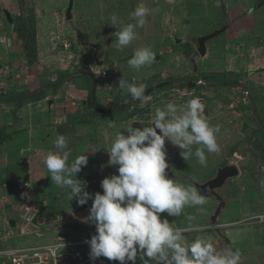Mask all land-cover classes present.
I'll return each instance as SVG.
<instances>
[{
  "label": "rangeland",
  "instance_id": "obj_1",
  "mask_svg": "<svg viewBox=\"0 0 264 264\" xmlns=\"http://www.w3.org/2000/svg\"><path fill=\"white\" fill-rule=\"evenodd\" d=\"M236 0H73V21L65 20L64 11L67 7L68 0H0V33L3 31L6 34L0 35L1 42L3 44L17 42L19 46L20 60L25 65H31L38 61V56L41 52L47 56L48 54H56L57 63L66 65L76 62L78 64L86 63L87 59H91V63L94 64L96 56L103 58L106 54V47L103 43L107 44L108 49L112 51L111 44H116L115 32L118 30L116 26L110 24V17L112 14H116L121 25L134 22L130 13L137 7L138 4L143 2L147 7L153 9L152 14L147 17V22L142 28H138L137 39L134 40L129 46L135 47V49L141 47H151L155 54V60L150 66H145L139 71L134 70L135 74H142L148 68L149 71L157 69L167 68V71L175 68L176 60L171 56H176V48L178 51H183L184 55L188 58H193L195 55L192 53V46L194 41L198 37L209 34L228 22L227 7L234 4ZM9 10L12 16V23H8L5 19L3 10ZM13 18L15 23L13 24ZM2 23V24H1ZM17 24L24 30L19 32L13 27ZM3 25V26H2ZM64 25L63 28L59 26ZM69 27V28H68ZM73 30V36L77 40H71V45L68 48L63 45L68 40L60 39ZM71 33V32H70ZM226 34L221 32L211 40H219L220 35ZM8 35V36H7ZM6 36L11 40L6 39ZM109 39V40H108ZM171 42L173 45L167 46L170 49V53L162 55L160 60H157L160 46L165 45V41ZM176 40H184L175 44ZM192 45V46H191ZM82 46V47H81ZM126 47V48H129ZM9 47H11L9 45ZM72 50H71V48ZM71 50V52L62 50ZM216 57L202 60L200 56L195 58L196 70L202 71L203 68L208 69L211 74H214L216 78L225 79L222 72H225L226 65L228 64L229 55L225 54L221 48H215ZM60 53V54H59ZM190 53H192L190 55ZM59 54V55H58ZM74 54V55H73ZM95 54V55H93ZM72 55L74 61L72 59ZM59 56V57H58ZM5 58L1 61L5 62ZM107 65L106 58L104 59ZM118 61V60H117ZM55 64L54 62H52ZM8 66V62L6 61ZM178 65V64H177ZM184 67L183 64H180ZM191 65L193 69L194 65ZM2 65L1 70L6 69L5 73L1 74L9 75L10 70ZM94 67V68H93ZM95 72L101 70L108 73L107 68L103 69L101 66H93ZM131 68V67H130ZM198 68V69H197ZM111 69V68H110ZM113 69V68H112ZM132 70V68H131ZM244 72V71H243ZM99 75H101L99 73ZM228 76L232 77V73H228ZM132 77V76H131ZM131 77L129 80H131ZM62 78V77H61ZM60 78V80H61ZM159 81L167 80L168 77L161 75ZM235 78V77H234ZM102 81V80H101ZM99 77L96 79V92L99 97L96 100L97 105H104L101 103L102 98L100 93L106 95L109 94L101 86ZM207 82L210 79L207 77ZM49 83V82H48ZM242 83V82H240ZM198 87H203L199 85ZM52 91V88H49ZM101 91L99 92V90ZM114 91V90H112ZM126 94H129L126 89ZM110 95H112L110 93ZM205 102L210 101L211 94L209 91L201 94ZM132 99V97H131ZM133 100V99H132ZM239 105L242 107L244 113L245 122L247 126L242 133L239 132V124L233 121V125L229 126L226 122H221V131L217 135V142L220 146L218 153H206L207 155V167H202L195 157L190 158L188 161L184 160L181 156V149L175 146V149L170 151L169 147L165 146L167 152V160L169 168L166 172L169 177L174 178L178 183H182L186 186H191V179H207L210 175L214 174L218 165L230 161L237 166L239 175L237 177L228 178L222 187L217 189V192L222 196L224 202H227L225 209L221 212L219 219L216 221V225L222 222H232L241 220L245 217L252 216L257 213L264 212V139L260 137L264 134L263 131L259 132L253 125L254 114L248 101L240 96ZM124 103L121 105L123 106ZM120 106V107H121ZM127 112H113L111 115L103 113L101 116L102 122L96 125L98 126L97 134L99 139L101 137L106 139H114L116 131H122L125 128V119L131 120L134 115L137 114V118L146 120L144 115L146 113V107L133 110L127 108ZM228 116L231 113V109L227 110ZM230 112V113H229ZM232 114V113H231ZM104 115V116H103ZM210 112H208V118ZM5 115L0 111V120L4 119ZM250 119V120H249ZM244 123V121H242ZM241 123V125H243ZM136 124V123H134ZM135 127V126H134ZM97 130V129H96ZM261 134L255 136L252 132ZM103 132V133H101ZM239 132V133H238ZM101 136V137H100ZM241 158L232 157L233 152ZM109 157L105 156L100 160L99 171L97 174V182L92 185L91 189L93 195L97 192H103L101 187V181L113 174H118V166L108 164ZM244 162V163H243ZM220 163V164H219ZM246 164V165H244ZM225 165V164H224ZM219 167V166H218ZM196 180V181H197ZM249 182V183H247ZM46 190L43 191V197L48 194L52 189L58 188L51 180L46 181ZM249 184L248 189H240V185L246 186ZM33 184V183H32ZM37 186V185H36ZM35 192V199L38 198L36 194L35 184L32 185ZM253 188H255L253 190ZM3 189V190H2ZM240 191L243 192L240 194ZM0 195H5L9 198L6 202V212L9 215L17 216L19 209L16 199V188L13 185H8L6 178V170L0 166ZM59 196V195H58ZM60 197V196H59ZM94 197V196H93ZM247 197V201L245 199ZM47 198V197H46ZM207 203L203 206L186 207L184 213L180 217L168 216L167 213H162L161 216L168 217L169 222L174 226L184 228L185 240L191 243L195 238L201 237L205 239H211L214 242L217 250H223L225 247L218 242V236L210 226L208 216L212 214L216 206L215 200L205 198ZM76 198H73L66 203L67 207H64V203L57 201L60 205V209L65 212L66 215L72 220L77 219V223L80 225L78 230L72 231L66 228L65 233L75 238H88L96 234V226L94 223L85 222L89 216V210L76 212L73 210L76 205ZM49 210L42 211V214L49 215ZM193 216L194 219L189 221L186 217ZM209 216V218H210ZM57 222H47L41 224L39 228L43 232V236L40 238H32V243H41L51 239V232L49 229L51 226H57ZM220 231L229 238L228 248L233 251L239 250L242 254V264H264V222L250 224L230 225L226 227H219ZM218 242V243H217ZM5 257H0V264ZM136 264H143L139 256L137 257Z\"/></svg>",
  "mask_w": 264,
  "mask_h": 264
},
{
  "label": "crops",
  "instance_id": "obj_2",
  "mask_svg": "<svg viewBox=\"0 0 264 264\" xmlns=\"http://www.w3.org/2000/svg\"><path fill=\"white\" fill-rule=\"evenodd\" d=\"M227 10L228 22L221 26L224 27L221 32L225 31L226 34L220 35L219 40L209 41L213 37L207 40L204 55L198 54L196 40H185L194 41L193 46H191L192 53L195 56L188 58L183 51H178L176 48V56H171L172 60H176L174 65L176 69L170 71L164 68L153 72V70L149 71L147 68L144 73L135 74L134 69L131 70L127 63L136 50L134 46L118 50L116 44H111L112 51H110L108 43H103L107 46L103 58L100 57L99 59L98 56L93 54L97 60H102L103 64L97 65L95 62L92 64L90 58L87 59L86 63L84 62L90 70L91 67L96 65L101 66L103 69L107 68L108 73L106 76H100L94 69L91 71L94 74L93 79L96 81L99 77L100 81L102 80L101 86L109 93L106 95L100 93L101 103H104L102 106L96 103L99 98L96 92L97 88L94 90L93 99L91 92L89 98V90L84 80L73 76L82 66V64L76 65L73 58L74 54L72 55L74 62L70 63V59L69 64L67 63L64 66L57 63L56 54L45 56L41 52L36 63L24 65L20 60V45H17L18 42L16 44V42L11 41V44H9L11 47L8 43L3 44L4 42H0V70L2 65L7 66L6 61L9 66L7 68L10 70L9 75H0V111L5 115L4 119L0 120V137L2 138L0 143V166L6 170L7 180L13 178L10 184L14 187L17 180L28 179L31 184L33 183L32 185L35 184L38 200L44 199L48 201L51 208H55L59 205L57 203V196L59 195L61 197L59 200L62 204L64 203V207H67L65 201L70 200L69 192L66 189L61 187L52 189L43 197V191L46 190L45 182L51 180L50 173L43 163L44 157L49 150H55L54 142L56 138L59 135H64L68 138L69 148L72 152L68 161L69 164L79 155L85 153L88 156V163L77 173V179L82 182L85 181V190L94 196L91 187L97 182L96 176L99 171L100 160L105 156L109 157L105 148L109 147L112 142V139L108 140L101 136L99 139L98 126L96 128V125L102 122L100 115L103 113L111 115L113 112L121 111L125 113L127 107L123 106L132 101L133 110L146 107L144 115L146 120H142L143 118L138 119L136 114L131 120L125 119V126L132 121H138L133 127L149 126L155 108H163L169 101L175 102L179 106H186V102L195 96L199 97L204 103L207 118L208 112H210L208 119L212 125L226 122L229 126H232V122L235 121V125L238 123V126H240L239 132L242 133L248 127L247 122L242 118L244 117L243 106L241 107L238 103L239 97L242 96L248 101L253 111V125L258 133L264 132V0H236L232 6L227 7ZM70 20L73 21V12ZM59 27L63 28L64 25ZM70 32L68 36L62 37L61 35L60 37V39L70 42L65 44L68 45L66 48L69 45L72 47L71 40H77L73 36V30H70ZM2 34L6 33L1 31L0 35ZM7 36L6 39L11 40ZM165 42L164 46L159 45L160 50L156 57L157 60H160L165 53L172 55L167 46L173 44L167 40ZM179 42H184V40H176L175 44ZM215 48H221L225 54L229 55L226 71L222 72L225 79L216 78L214 74L208 72V69L196 70L195 58L200 56L204 61L216 57ZM71 50H62L60 53H63V51L70 53ZM5 56H7V60L2 62L1 59ZM105 58L107 65L104 61ZM181 63L184 67H181ZM190 63L194 65L193 69H191ZM228 73H232V77L228 76ZM161 75L167 76L168 79L158 82ZM130 77L131 80H129ZM191 77H197L200 82L191 85L188 83V81L193 80ZM207 77L210 79L209 82L206 81ZM121 80L126 85L145 84V99L132 100L131 95L126 94L125 89L119 87ZM160 84L164 85L160 86ZM240 84L244 85V89L240 87L244 92L242 91L243 93L239 94L237 88ZM199 85L203 87H198ZM154 86L156 88L152 89ZM235 86L237 88L232 90L231 88ZM49 88H52V91ZM206 91H209L212 96L209 103L205 102L201 95ZM93 100L94 102H92ZM123 103L124 105L121 106ZM114 106L119 107L115 108ZM228 109H231L232 114L229 112L230 116L227 115ZM92 111L95 112L94 115ZM241 123L245 124L244 128ZM122 131L125 130L122 129ZM258 133H255V130L252 132L255 136L261 135ZM260 138L264 139V134ZM165 146L169 147L170 151L175 149V146L168 140L165 141ZM218 166L221 167V164ZM9 169L11 170L10 174ZM215 173L207 179L199 181L191 179L190 182L191 184L192 181L205 182ZM238 175L239 171L235 177ZM247 183L246 186L240 185V189H248L249 184ZM32 191L35 194L33 188ZM242 193L240 191V194ZM226 205L227 202L224 203L216 219H219ZM60 214L66 213L62 212ZM209 216L208 219L211 218Z\"/></svg>",
  "mask_w": 264,
  "mask_h": 264
},
{
  "label": "clouds",
  "instance_id": "obj_3",
  "mask_svg": "<svg viewBox=\"0 0 264 264\" xmlns=\"http://www.w3.org/2000/svg\"><path fill=\"white\" fill-rule=\"evenodd\" d=\"M152 12L153 9L141 2L130 13L134 22L123 25L120 24L117 15L112 14L110 24L118 29L115 32V46L118 50H123L137 39V29L146 24L147 17ZM154 60L155 54L151 47L145 46L136 49L127 63L132 69L139 71L145 66H150ZM119 87L126 89L133 100L145 99L146 85L143 83L126 85L121 80ZM235 88L237 86L231 89ZM237 89L239 94L243 91L240 87ZM131 107L134 105L131 104L127 108ZM136 122L138 121L130 122L123 128L125 131H118L111 145L105 148L109 155L108 164L118 166V174L105 177L101 181L103 192L95 193L94 197L85 190V181L77 179V173L88 163V156L85 153L79 155L69 164L72 152L66 136L59 135L54 142L55 150H49L44 157L43 163L50 173L52 183L68 190L69 200L76 198L78 204L73 210L79 212L90 209L85 222L94 223L96 226V234L87 241L90 245V258L94 260L103 256L108 260L119 261L120 264H126L128 261L136 264L138 256L143 264H242L241 252L228 248L229 238L219 227L242 223L252 225L245 221L247 217L222 222L219 225L215 224L218 219L213 223L209 219L211 228L218 236V242L225 244L223 250H217L211 239L197 237L188 243L184 237L186 230L174 226L167 217L161 216L162 213H167L168 216L180 217L186 207L203 206L207 203L197 188L178 183L168 176L166 169L169 168V163L166 158L165 141L168 140L179 147L184 160L188 161L195 157L202 167H207L206 153L220 151L217 135L221 131V125L210 123L205 115L204 103L195 96L186 102V106L169 101L163 108H155L149 126L133 127ZM232 157L239 156L234 152ZM232 162L230 161V164ZM20 180L29 181L32 191V184L28 179L17 180L15 188ZM32 196L35 203L40 205L34 224L40 226L50 222L52 216L60 214L52 212L55 208H51L48 201L35 199L33 191ZM57 197L58 200L61 198ZM91 202L90 208L88 205ZM85 204L86 209L77 210L78 206ZM5 206L6 204L3 212L8 217L9 224L14 227L18 214L9 215ZM44 210L51 213L42 214ZM38 218L50 219L40 223ZM186 218L189 221L194 219L191 215ZM70 221L66 228L78 230L80 225L76 222L77 219ZM74 224L77 225V229L72 228ZM49 230L53 232L51 237L60 232L58 225L51 226ZM20 236H26L25 241L20 240ZM33 237L37 239L33 235H18L6 242L0 241V249L17 243L36 244L31 242ZM12 242L14 244H11ZM1 264L11 263L4 259Z\"/></svg>",
  "mask_w": 264,
  "mask_h": 264
},
{
  "label": "built area",
  "instance_id": "obj_4",
  "mask_svg": "<svg viewBox=\"0 0 264 264\" xmlns=\"http://www.w3.org/2000/svg\"><path fill=\"white\" fill-rule=\"evenodd\" d=\"M0 40L3 39L0 38ZM5 70L2 71L5 73ZM99 73L101 76L106 75L105 70H101ZM16 197L19 213L13 227L3 212L4 205L9 199L5 195L0 196V241L6 242L18 235L42 237L43 232L39 225L33 223V219L40 211V205L33 200L29 181H18ZM57 220L60 232L55 234L56 238L51 237L50 240L36 244L7 245L0 249V257H5L11 264H120L119 261L108 260L103 256L91 259L90 245L87 242L91 237H72L65 233L66 227L71 223L68 216L62 215ZM245 221L252 224L264 222V213L247 217Z\"/></svg>",
  "mask_w": 264,
  "mask_h": 264
},
{
  "label": "water",
  "instance_id": "obj_5",
  "mask_svg": "<svg viewBox=\"0 0 264 264\" xmlns=\"http://www.w3.org/2000/svg\"><path fill=\"white\" fill-rule=\"evenodd\" d=\"M73 0H68V4L67 7L65 9V20H70L72 18V6H73ZM5 19L8 23H12V16L10 14V12L7 9L3 10ZM224 29V27H221L219 29L214 30L213 32L200 36L196 39L197 41V52L200 55H204L206 52V46H205V42H207V40L211 39L212 37H214L215 35L219 34L222 30ZM95 64L97 65H102L103 61L102 60H97V58H95ZM191 79L195 80V81H199V79L197 77H191ZM176 81V80H174ZM239 87H241L242 89H244V85L240 84ZM156 86H154L152 89H155ZM94 102V100L92 101ZM132 102H129L128 104H125V106L123 107H128L130 106ZM123 109V108H122ZM245 127V124L243 125V128ZM238 174V169L234 164H226L224 166L218 167L216 170V173L214 176H212L211 178H209L208 180H206L205 182L202 183H198L196 181H192V184L195 188H197L203 195L204 197L208 198V199H212V200H216L218 201V204L213 212V215L210 218L211 223L216 221L217 215L219 214L221 208L224 206V201L222 196L216 191L218 188H220L225 181L228 178H232L234 176H236ZM92 202L89 203V207L91 208ZM87 208V204L85 205H80L77 207V210H82V209H86ZM50 218H38V221L40 223L46 222L48 221ZM34 222L36 221V219L33 220ZM11 224H13V221L11 220ZM73 229H77V225H72ZM218 232V230H217ZM219 233V232H218Z\"/></svg>",
  "mask_w": 264,
  "mask_h": 264
},
{
  "label": "trees",
  "instance_id": "obj_6",
  "mask_svg": "<svg viewBox=\"0 0 264 264\" xmlns=\"http://www.w3.org/2000/svg\"><path fill=\"white\" fill-rule=\"evenodd\" d=\"M15 23V19L13 18V24ZM13 29H15L16 30V32L18 31L19 32V30L20 31H23V34H24V30L22 29V28H20V26H17V24L13 27ZM73 76H76V77H79V78H81V79H83L84 80V82H85V84H86V87H87V89L89 90V93H88V96H89V98H90V92H91V96H92V99H93V95H94V90H95V88H96V81L93 79V77H94V74L91 72V70L89 69V67L84 63V64H82V66L79 68V70H77L76 71V73H75V75H73ZM188 83H190L191 85H195L196 84V82H194V81H188ZM115 108H118L119 106H114ZM113 107V108H114ZM92 114L94 115L95 114V112L94 111H92ZM1 140H2V138L0 137V143H1ZM226 162H224V163H222V165H224ZM9 171V174L11 173V170L9 169L8 170ZM10 177H11V175H9ZM10 180V181H9ZM13 180V178H9L7 181V183H9L8 185H12V184H10V183H12L11 181ZM66 203H69V201L68 202H66ZM78 203H77V201H76V205H77ZM62 211L63 210H61L60 209V207L59 206H57V207H55V210H54V213H62ZM80 228V227H79ZM25 238H26V236H24V237H19V239L20 240H24L25 241ZM11 244H14L13 242L11 243ZM126 264H132V262L131 261H128V263H126Z\"/></svg>",
  "mask_w": 264,
  "mask_h": 264
},
{
  "label": "bare ground",
  "instance_id": "obj_7",
  "mask_svg": "<svg viewBox=\"0 0 264 264\" xmlns=\"http://www.w3.org/2000/svg\"><path fill=\"white\" fill-rule=\"evenodd\" d=\"M94 62H95V59H94ZM212 80H213V78H212ZM237 159V158H236ZM3 190V189H2ZM62 215H66V214H60V215H57L56 217H53V219H51L50 220V222H57L58 223V218L60 217V216H62ZM66 216H68V215H66ZM55 238L57 237L55 234L53 235Z\"/></svg>",
  "mask_w": 264,
  "mask_h": 264
},
{
  "label": "flooded vegetation",
  "instance_id": "obj_8",
  "mask_svg": "<svg viewBox=\"0 0 264 264\" xmlns=\"http://www.w3.org/2000/svg\"><path fill=\"white\" fill-rule=\"evenodd\" d=\"M216 204H218V201H217V203ZM168 218V217H167ZM224 244V243H223Z\"/></svg>",
  "mask_w": 264,
  "mask_h": 264
}]
</instances>
